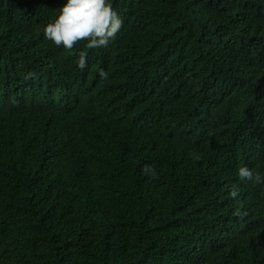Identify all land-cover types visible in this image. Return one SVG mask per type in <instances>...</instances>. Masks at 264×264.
<instances>
[{
	"label": "trees",
	"instance_id": "1",
	"mask_svg": "<svg viewBox=\"0 0 264 264\" xmlns=\"http://www.w3.org/2000/svg\"><path fill=\"white\" fill-rule=\"evenodd\" d=\"M106 2L115 39L66 51V0H0V264H264V183L237 175L264 180V0ZM47 55L79 80L49 109L20 75Z\"/></svg>",
	"mask_w": 264,
	"mask_h": 264
},
{
	"label": "clouds",
	"instance_id": "2",
	"mask_svg": "<svg viewBox=\"0 0 264 264\" xmlns=\"http://www.w3.org/2000/svg\"><path fill=\"white\" fill-rule=\"evenodd\" d=\"M122 25L123 20L106 0H66L54 21L45 27L44 35L46 39L52 41L57 47L62 46L66 51H71L81 41L87 42L86 48L95 49L106 47L111 40L115 39ZM27 66V72L20 74L23 86L32 91L37 102L47 109L50 103H55L65 96L69 79L79 81L75 72L69 69L65 59L61 60L58 68H53L50 55L43 56L33 65ZM77 66L80 69L87 67L86 53L83 51L79 52ZM10 67H15L20 72L13 63L0 64V68ZM99 75L101 79H107V73L103 69L100 70ZM104 94L113 98V89L110 86L99 88L96 92H91L87 99L97 101ZM51 116L46 113L42 118V122L48 126L44 137L49 130ZM142 172L153 179L158 178L154 168L150 166L143 168ZM237 175L241 181L264 183L260 174H254L247 167H240Z\"/></svg>",
	"mask_w": 264,
	"mask_h": 264
}]
</instances>
